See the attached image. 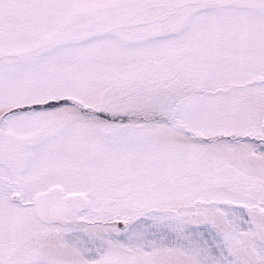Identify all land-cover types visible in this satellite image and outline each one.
Segmentation results:
<instances>
[{
    "label": "snow or ice",
    "instance_id": "6c2138e0",
    "mask_svg": "<svg viewBox=\"0 0 264 264\" xmlns=\"http://www.w3.org/2000/svg\"><path fill=\"white\" fill-rule=\"evenodd\" d=\"M0 264H264V0H0Z\"/></svg>",
    "mask_w": 264,
    "mask_h": 264
}]
</instances>
